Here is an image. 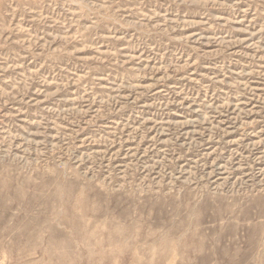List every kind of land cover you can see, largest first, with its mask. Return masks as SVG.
Listing matches in <instances>:
<instances>
[{
	"label": "rangeland",
	"instance_id": "obj_1",
	"mask_svg": "<svg viewBox=\"0 0 264 264\" xmlns=\"http://www.w3.org/2000/svg\"><path fill=\"white\" fill-rule=\"evenodd\" d=\"M0 264H264V0H0Z\"/></svg>",
	"mask_w": 264,
	"mask_h": 264
}]
</instances>
